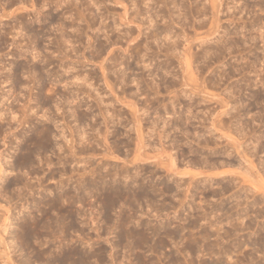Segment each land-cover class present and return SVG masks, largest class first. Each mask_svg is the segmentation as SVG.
I'll return each mask as SVG.
<instances>
[{"label":"rangeland","instance_id":"1","mask_svg":"<svg viewBox=\"0 0 264 264\" xmlns=\"http://www.w3.org/2000/svg\"><path fill=\"white\" fill-rule=\"evenodd\" d=\"M62 1L0 0V264H264V0Z\"/></svg>","mask_w":264,"mask_h":264},{"label":"bare ground","instance_id":"2","mask_svg":"<svg viewBox=\"0 0 264 264\" xmlns=\"http://www.w3.org/2000/svg\"><path fill=\"white\" fill-rule=\"evenodd\" d=\"M19 1H20V0H18V2H19ZM22 1H25V0H22ZM69 1H70V0H69ZM74 1H75V0H74ZM79 1H81V0H79ZM83 1H84V0H83ZM145 1H146V0H145ZM145 1H144V2H145ZM148 1H149V0H148ZM157 1H158V0H157ZM163 1H164V0H163ZM209 1H210V0H209ZM212 1H213V0H212ZM214 1H215V0H214ZM216 1H217V0H216ZM218 1H219V0H218ZM26 2H27V1H26ZM54 2H55V1H54ZM60 2H61V0H60ZM62 2L64 3V0H63ZM65 2H66V0H65ZM70 2H72V1H70ZM76 2H77V4H78V1H76ZM76 2H73V3L75 4ZM84 2H85V1H84ZM84 2H83V3H84ZM140 2H141V1H140ZM149 2H150V1H149ZM158 2H159V1H158ZM167 2H168V1H167ZM172 2H173V1H172ZM172 2H171V3H172ZM12 3H14V2H12ZM28 3H29V1H28ZM36 3H37V2H36ZM36 3H35V4H36ZM39 3H40V2H39ZM46 3H47V0H46ZM56 3H58V2H56ZM68 3H69V2H68ZM73 3H72V5H74ZM85 3H86V2H85ZM150 3L153 4V2H150ZM159 3H160V2H159ZM171 3H170V4H171ZM173 3H175V2H173ZM213 3H214V2H213ZM213 3H210V4H213ZM29 4H30V3H29ZM37 4H38V3H37ZM41 4H42V3H41ZM43 4H44V3H43ZM77 4H76V5H77ZM79 4H82V3H79ZM144 4H146V2H145ZM1 5H2V4H1ZM63 5H64V4H63ZM63 5H62V6H63ZM66 5H67V4H66ZM66 5H65V6H66ZM176 5H177V4H176ZM217 5H218V4H217ZM219 5H220V3H219ZM30 6H31V5H30ZM34 6H35V5H34ZM56 6H57V4H56ZM60 6H61V5H60ZM60 6H59V7H60ZM81 6H82V5H81ZM144 6H145V5H144ZM149 6H151V5H149ZM210 6H211V5H210ZM214 6H215V5H214ZM214 6H213V7H214ZM220 6H221V5H220ZM41 7H42V6H41ZM90 7H91V6H90ZM213 7H212V9H213ZM215 7H217V6H215ZM215 7H214V8H215ZM2 8H3V7H2ZM22 8H23V7H22ZM63 8H64V7H63ZM63 8H62V9H63ZM66 8H68V7H66ZM83 8H84V7H83ZM173 8H174V7H173ZM219 8H220V7H219ZM64 9H65V8H64ZM68 9H69V8H68ZM99 9H100V8H99ZM164 9H165V8H164ZM221 9H222V8H221ZM41 10H42V9H41ZM81 10H82V8H81ZM84 10H85V9H84ZM86 10H87V9H86ZM168 10H169V9H168ZM170 10H171V9H170ZM213 10H215V9H213ZM217 10H218V9H217ZM219 10H220V9H219ZM64 11H66V9H65ZM70 11H71V9H70ZM48 12H49V11H48ZM48 12H47V13H48ZM81 12H82V11H81ZM81 12H80V13H81ZM222 12H223V11H222ZM73 13H74V12H73ZM80 13H79V15H82V14H80ZM218 13H219V12H218ZM237 13H238V12H237ZM211 14H213V12H212ZM68 15H69V14H68ZM76 15H77V13L75 14V16H76ZM79 15H78V17H79ZM97 15H98V14H97ZM214 15H215V14H214ZM32 16L34 17V15H32ZM70 16H71V15H70ZM94 16H96V15H94ZM123 16H124V15H123ZM123 16H122V17H123ZM149 16H150V15H149ZM210 17H211V16H210ZM210 17H209V18H210ZM212 17H213V16H212ZM217 17H218V16H217ZM36 18H37V17H36ZM55 18H56V17H55ZM65 18H66V17H65ZM65 18H64V19H65ZM76 18H77V17H76ZM91 18H92V17H91ZM97 18H98V17H97ZM56 19H57V18H56ZM56 19H55V21H56ZM73 19H74V18H73ZM88 19H89V18H88ZM210 19H212V18H210ZM53 20H54V19H53ZM68 20H69V19H68ZM70 20H71V18H70ZM92 20H93V19H92ZM92 20H91V21H92ZM58 21H59V20H58ZM93 21H95V20H93ZM134 21H135V20H134ZM209 21H210V20H208V22H209ZM212 21H213V20H212ZM215 21H216V20H215ZM61 22H62V21H61ZM70 22H71V21H70ZM99 22H100V21H99ZM51 23H52V22H51ZM55 23H56V22H55ZM92 23H93V22H92ZM94 23H96V22H94ZM97 23H98V22H97ZM126 23H127V22H126ZM136 23H139V22L136 21ZM210 23H211V22H210ZM210 23H208V24L210 25ZM216 23H217V22H216ZM52 24H53V23H52ZM59 24H60V23H59ZM59 24H58V25H59ZM65 24H66V23H65ZM73 24H74V23H73ZM121 24H122V23H121ZM153 24H154V23H153ZM212 24H214V23L212 22L211 25H212ZM15 25H16V24H15ZM41 25H42V24H41ZM55 25H56V24H55ZM55 25H54V26H55ZM63 25H64V24H63ZM91 25H92V24H91ZM95 25H96V24H95ZM118 25H119V24H118ZM124 25H125V24H124ZM148 25H149V24H148ZM39 26H40V25H39ZM46 26H47V25H46ZM48 26H49V25H48ZM67 26H69V25H67ZM78 26H79V25H78ZM107 26H108V25H107ZM138 26H139V25H138ZM215 26H216V25H214L213 27H215ZM63 27H64V26H63ZM119 27H120V26H119ZM154 27H155V26H154ZM217 27L220 28L219 26H217ZM37 28H38V27H37ZM56 28H58V27H56ZM113 28H115V27H113ZM138 28H139V27H138ZM208 28H209V27H208ZM215 28H216V27H215ZM48 29H49V28H48ZM66 29H67V28H66ZM98 29H99V28H98ZM116 29H117V28H116ZM145 29H147V28H145ZM209 29L211 30V27H210ZM37 30H38V29H37ZM41 30H42V29H41ZM120 30H123V29H120ZM149 30H150V29H149ZM210 30H209V32H210ZM213 30H215V29L213 28ZM216 30H217V29H216ZM35 31H36V29H35ZM55 31H56V30H55ZM68 31H69V30H68ZM77 31H78V29H77ZM118 31H119V30H118ZM37 32H38V31H37ZM56 32H57V31H56ZM69 32H70V31H69ZM74 32H75V31H74ZM79 32H80V31H79ZM79 32H78V33H79ZM111 32H112V31H111ZM121 32H122V31H121ZM123 32H126V31H123ZM151 32H153V31L151 30ZM161 32H162V31H161ZM209 32H208V33H209ZM212 32H213V31H211V33H212ZM216 32H217V31H216ZM39 33H40V31H39ZM67 33H68V32H67ZM67 33H66V34H67ZM72 33H73V31H72ZM78 33H76V34H78ZM146 33H148V32H146ZM50 34H51V33H50ZM57 34H59V32H58ZM57 34H56V35H57ZM64 34H65V33H64ZM112 34H113V33H112ZM121 34H122V33H121ZM124 34H125V33H124ZM159 34H161V33H159ZM165 34H166V33H165ZM168 34H169V33H168ZM209 34H210V33H209ZM213 34H215V33H213ZM42 35H45L44 32H43ZM59 35H61V33H60ZM68 35H69V34H68ZM71 35H72V34H71ZM73 35H75V34H73ZM73 35H72V36H73ZM151 35H154V34H151ZM166 35H167V34H166ZM211 35H212V34H211ZM61 36L63 37V36H65V35H61ZM69 36H70V35H69ZM77 36H79V35H77ZM124 36H125V35H124ZM161 36H162V35H161ZM244 36H245V35H244ZM41 37H42V36H41ZM41 37H40V38H41ZM47 37H48V36H47ZM54 37H55V36H54ZM59 37H60V36H59ZM59 37H58V38H59ZM159 37H160V35H159ZM31 38H32V37H31ZM43 38H44V37H43ZM52 38H53V37H52ZM60 38H61V37H60ZM63 38H64V37H63ZM66 38H67V37H66ZM66 38H65V39H66ZM69 38H70V37H69ZM69 38H68V39H69ZM115 38H116V37H115ZM120 38H121V37H120ZM165 38H166V37H165ZM169 38H170V37H169ZM38 39H39V38H38ZM55 39H56V38H55ZM65 39H64V41H65ZM33 40H34V39H33ZM40 40H41V39H40ZM47 40H49V39H47ZM52 40H53V39H51V41H52ZM58 40H59V39H58ZM60 40H61V39H60ZM162 40H163V39H162ZM169 40H170V39H169ZM222 40H223V39H222ZM226 40H227V39H226ZM235 40H236V39H235ZM45 41H46V40H45ZM153 41H154V39H153ZM165 41H166V40H165ZM33 42H34V41H33ZM37 42H40V41H37ZM37 42H36V43H37ZM46 42H47V41H46ZM52 42H53V41H52ZM52 42H51V43H52ZM56 42H58V41H56ZM67 42H68V41H67ZM60 43H61V42H60ZM65 43H66V41H65ZM70 43H71V42H70ZM70 43H69V44H70ZM215 43H216V42H215ZM219 43H220V42H219ZM242 43H243V42H242ZM32 44H33V43H32ZM34 45H35V44H34ZM49 45H50V44H49ZM67 45H68V44H67ZM72 45H73V44H72ZM215 45H216V44H215ZM68 46H69V45H68ZM236 46H237V45H236ZM46 47H47V46H46ZM48 47H49V46H48ZM55 47H56V46H55ZM66 47H67V46H66ZM229 47H230V46H229ZM34 48H35V47H34ZM36 48H37V47H36ZM50 48H51V47H50ZM56 48H57V47H56ZM63 48H65V46H64ZM70 48H72V47H70ZM212 48H213V47H212ZM38 49H41V48H38ZM45 49H46V48H45ZM54 49H55V48H54ZM57 49H59V48H57ZM65 49H66V48H65ZM210 49H211V48H210ZM33 50H34V49H33ZM42 50H43V49H42ZM70 50H72V49H70ZM48 51H50V50H48ZM39 52H41V51H38V53H39ZM44 52H45V51H44ZM57 52H58V51H57ZM34 53H36V52H34ZM46 53H47V52H46ZM63 53H64V52H63ZM65 53H66V51H65ZM69 53H70V52H68L67 54H69ZM31 54H32V53H31ZM39 54H40V53H39ZM39 54H38V55H39ZM38 55H37V56H38ZM44 55H45V54H44ZM33 56H34V55H33ZM56 56H57V55H56ZM64 56H65V55H64ZM42 57H43V56H42ZM61 57H63V56H61ZM61 57H60V58H61ZM31 58H32V57H31ZM33 58H34V57H33ZM35 58H36V57H35ZM39 58H40V57H39ZM45 58H47V57L45 56ZM42 59H43V58H42ZM63 59H64V58H63ZM46 61H47V59H46ZM43 62H44V60H43ZM63 66H64V63H63ZM34 67H35V66H34ZM230 67H231V66H230ZM25 68H26V67H25ZM62 68H63V67H62ZM65 68H68V67H65ZM65 68H64V69H65ZM22 69H23V68H22ZM22 69H21V70H22ZM30 69H31V68H30ZM30 69H29V70H30ZM235 69H236V68H235ZM26 70H27V69H26ZM22 73H23V72H22ZM25 73H26V72H25ZM28 74H29V73H28ZM21 76H22V75H21ZM24 76H25V75H24ZM28 76H29V75H28ZM70 76H71V75H70ZM29 77H30V76H29ZM119 77H120V76H119ZM42 78H43V77H42ZM213 78H214V77H213ZM255 78H256V77H255ZM33 79H34V78H33ZM48 79H49V78H48ZM21 81H22V80H21ZM21 81H20V82H21ZM257 81H258V80H257ZM18 83H19V82H18ZM22 83H23V82H22ZM39 83H40V82H39ZM41 83H42V82H41ZM23 84H24V83H23ZM247 84H248V83H247ZM19 86H20V85H19ZM212 86H213V85H212ZM23 87H24V86H23ZM64 87H65V86H64ZM64 87H63V88H64ZM214 87H215V86H214ZM73 91H74V90H73ZM212 92H213V91H212ZM69 93H70V92H69ZM77 94H78V93H77ZM216 96H217V95H216ZM65 97H66V96H65ZM65 97H64V98H65ZM67 97H68V96H67ZM213 97H214V96H213ZM65 100H66V99H65ZM215 102H216V101H215ZM216 103H218V102H216ZM220 104H221V103H220ZM26 106H27V105H26ZM26 106H25V107H26ZM218 106H219V105H218ZM22 107H23V106H22ZM29 107H31V106H29ZM27 109H28V108H27ZM29 110H30V109H29ZM26 111L28 112V110H26ZM30 111H31V110H30ZM105 111H106V110H105ZM214 111H215V110H214ZM108 112H109V111H108ZM222 112H223V111H222ZM227 112H228V111H227ZM105 113H106V112H105ZM0 114H2V113L0 112ZM21 114H22V113H21ZM90 114H91V113H90ZM211 114H212V113H211ZM220 114H221V113H220ZM12 115H14V114H12ZM107 115H108V114H107ZM223 115H224V114H223ZM3 116H4V114H3ZM41 116H42V115H41ZM44 116H45V115H44ZM93 116H94V115H93ZM46 117H47V116H46ZM48 117H50V116H48ZM1 118H2V117H1ZM3 118H4V117H3ZM44 118H45V117H44ZM213 118H214V117H213ZM47 119H48V118H47ZM210 122H211V120H210ZM215 122H216V121H215ZM139 125H140V124H139ZM132 126H133V125H132ZM59 127H60V126H59ZM57 128H58V127H57ZM136 128H137V127H136ZM136 128H135V129H136ZM59 129H60V128H59ZM135 129H134V130H135ZM43 131L45 132L44 129H43ZM46 132H47V131H46ZM60 132H61V131H60ZM137 132H138V131H137ZM45 134H46V133H45ZM60 134H61V133H60ZM138 134H139V133H138ZM220 134H221V133H220ZM139 136L141 137V135H139ZM141 139H142V137H141ZM141 139H140V140H141ZM140 142H141V141H140ZM140 142H139V143H140ZM136 146H137V145H136ZM172 159H173V158H172ZM172 162H174V161H172ZM171 164H172V163H171ZM0 168H1V167H0ZM2 172H3V171H2ZM2 178H3V176L1 177V179H2ZM2 180H3V179H2ZM4 183H5V182H4ZM0 189H1V188H0Z\"/></svg>","mask_w":264,"mask_h":264}]
</instances>
